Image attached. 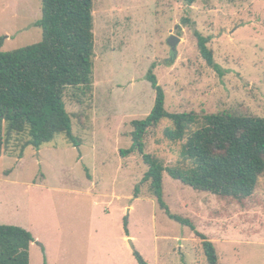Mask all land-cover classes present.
I'll return each mask as SVG.
<instances>
[{
  "label": "rangeland",
  "instance_id": "obj_1",
  "mask_svg": "<svg viewBox=\"0 0 264 264\" xmlns=\"http://www.w3.org/2000/svg\"><path fill=\"white\" fill-rule=\"evenodd\" d=\"M40 17L41 0H0L1 50L40 42ZM92 17V88L63 97L79 146L57 134L18 158L26 138L13 139L0 156V224L31 233L29 264H137L134 251L149 264H208L199 235L213 244L216 264H264V177L252 198L234 200L164 172L162 210L141 183L142 156L121 154L132 144L131 121L153 107L152 64L168 112L238 106L264 118V0H93ZM170 36L179 39L173 53ZM165 126L147 131L144 153L170 165L180 144L164 138Z\"/></svg>",
  "mask_w": 264,
  "mask_h": 264
},
{
  "label": "trees",
  "instance_id": "obj_2",
  "mask_svg": "<svg viewBox=\"0 0 264 264\" xmlns=\"http://www.w3.org/2000/svg\"><path fill=\"white\" fill-rule=\"evenodd\" d=\"M92 1L41 0V17L35 23L41 30L40 42L3 52L0 37V156L7 154L13 139L26 138L18 158L28 147L39 150L51 143L57 134H64L73 147L79 146L63 97L67 88L81 95L92 88ZM195 1L181 0L188 6ZM196 37L201 57L212 65L206 38L199 33ZM154 69L152 64L147 74L155 93L153 107L144 119L131 121L132 144L121 154L137 152L142 156L147 170L141 183L147 184L159 208L166 210L162 192L164 172L196 192L223 199L252 198L264 177V118L238 106L204 115L168 112ZM163 122L164 138L180 144L177 159L170 165L158 156L144 153L145 134ZM138 194L139 188L135 187L136 198ZM175 219L191 225L187 220ZM125 233L128 236L127 228ZM199 236L207 263L216 264L213 244ZM32 242L29 231L0 224V264H29ZM133 256L137 264H149L140 252L134 251Z\"/></svg>",
  "mask_w": 264,
  "mask_h": 264
},
{
  "label": "water",
  "instance_id": "obj_3",
  "mask_svg": "<svg viewBox=\"0 0 264 264\" xmlns=\"http://www.w3.org/2000/svg\"><path fill=\"white\" fill-rule=\"evenodd\" d=\"M178 41H179V39L175 38L174 36H170L169 39L167 40V44L170 47L172 53L175 52V48H176ZM128 242L131 245V247L133 248V245H132V242L130 239L128 240Z\"/></svg>",
  "mask_w": 264,
  "mask_h": 264
},
{
  "label": "crops",
  "instance_id": "obj_4",
  "mask_svg": "<svg viewBox=\"0 0 264 264\" xmlns=\"http://www.w3.org/2000/svg\"><path fill=\"white\" fill-rule=\"evenodd\" d=\"M127 237H128V236L124 237V239H127ZM129 238H131V237H128L127 241L129 240ZM131 242H132V241H131Z\"/></svg>",
  "mask_w": 264,
  "mask_h": 264
}]
</instances>
